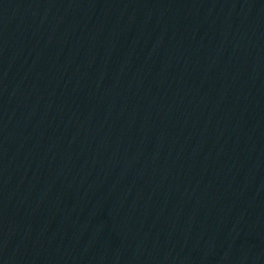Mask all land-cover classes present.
<instances>
[{"label":"water","instance_id":"1","mask_svg":"<svg viewBox=\"0 0 264 264\" xmlns=\"http://www.w3.org/2000/svg\"><path fill=\"white\" fill-rule=\"evenodd\" d=\"M0 264H264V0H0Z\"/></svg>","mask_w":264,"mask_h":264}]
</instances>
